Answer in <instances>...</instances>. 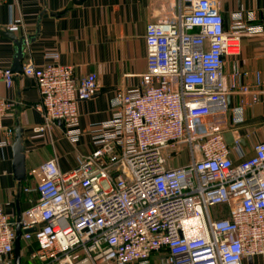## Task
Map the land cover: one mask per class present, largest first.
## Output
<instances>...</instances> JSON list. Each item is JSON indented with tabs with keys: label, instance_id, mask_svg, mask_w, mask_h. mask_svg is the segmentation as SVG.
<instances>
[{
	"label": "built area",
	"instance_id": "obj_1",
	"mask_svg": "<svg viewBox=\"0 0 264 264\" xmlns=\"http://www.w3.org/2000/svg\"><path fill=\"white\" fill-rule=\"evenodd\" d=\"M175 1L174 14L146 24V70L138 88L117 93L111 118L89 128L93 149L68 172L55 158L44 161L41 179L24 188L37 198L18 221L0 205V264H14L17 223L40 264H149L153 255L160 264H247L264 256V141L235 163L239 138L229 147L214 125L226 115L241 122L259 100L261 73L236 62L225 72L224 63L262 26L252 11L238 10L226 27L220 0ZM11 20L16 31L20 20ZM58 57L46 52L42 65L19 73L0 68V81L32 79L43 118L34 130L60 122L76 142L78 104L96 93L97 76L76 79ZM11 111L0 97V149L13 141V127L3 124ZM182 147L188 161L169 166Z\"/></svg>",
	"mask_w": 264,
	"mask_h": 264
},
{
	"label": "crops",
	"instance_id": "obj_2",
	"mask_svg": "<svg viewBox=\"0 0 264 264\" xmlns=\"http://www.w3.org/2000/svg\"><path fill=\"white\" fill-rule=\"evenodd\" d=\"M70 1L0 2V29H8L12 18L19 19L20 26L13 33L18 37H32V41L24 46L22 66L27 63L42 65L46 61L45 53L56 51L60 63L73 66L76 79L95 73L98 84L96 93L78 104L77 127L81 135L72 142L62 135L60 122L43 131L34 130L43 123V118L36 107L40 95L32 79L18 74L11 87L0 81V97L12 106L3 124L13 129L18 124L23 129L26 166L25 179L16 180L12 144L0 149V205L11 217H16L37 198L34 190L25 191L24 188H31L41 179L38 168L44 161L55 158L58 168L68 172L75 166L78 154L93 149L89 128L111 118L118 107L117 93L138 88L140 75L146 70V24L174 14L179 6L175 0H84L67 8ZM220 2L225 24L229 23L231 13L241 10L244 13L252 11L256 17L253 23L262 26V32L244 35L240 53L224 63L225 72L230 71L232 62H236L243 69L259 71L262 79L259 100L244 108L241 122L232 123L226 115L214 123L229 147L235 137L239 138L241 149L230 153L237 163L253 154L256 143L264 141V0ZM15 52L14 42L0 35V68H11ZM236 102L237 97H231L230 104ZM168 165L177 164L171 162ZM19 241V264H40L39 259L29 258V253L37 249L36 243L22 238ZM149 264H160L158 257L153 255ZM252 264H264V256L253 257Z\"/></svg>",
	"mask_w": 264,
	"mask_h": 264
},
{
	"label": "water",
	"instance_id": "obj_3",
	"mask_svg": "<svg viewBox=\"0 0 264 264\" xmlns=\"http://www.w3.org/2000/svg\"><path fill=\"white\" fill-rule=\"evenodd\" d=\"M84 0H72L68 3L67 8L71 7L74 3H80ZM0 35L9 38L15 44V55L13 58V63L11 66V70L13 72L19 73L22 70L21 60L24 55V46L26 43L32 41V37L27 36H16L13 31L9 29H0ZM12 152H13V173L16 180L21 181L26 177V166H25V157H24V145H23V129L16 124L14 129V138L12 143ZM20 213L16 216V221L19 220ZM26 231L31 232L33 229H27ZM20 235L21 229L20 225L16 224V238L14 241V256L16 264L20 262ZM249 264H252V258H248Z\"/></svg>",
	"mask_w": 264,
	"mask_h": 264
},
{
	"label": "rangeland",
	"instance_id": "obj_4",
	"mask_svg": "<svg viewBox=\"0 0 264 264\" xmlns=\"http://www.w3.org/2000/svg\"><path fill=\"white\" fill-rule=\"evenodd\" d=\"M229 23L226 22V27H228ZM189 159L186 148L182 147L179 153L172 159L173 164L184 163Z\"/></svg>",
	"mask_w": 264,
	"mask_h": 264
}]
</instances>
